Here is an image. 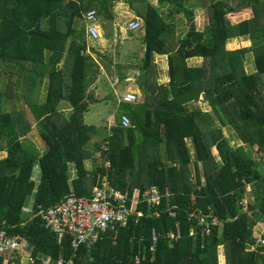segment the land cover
I'll use <instances>...</instances> for the list:
<instances>
[{"label":"trees","instance_id":"16d2710c","mask_svg":"<svg viewBox=\"0 0 264 264\" xmlns=\"http://www.w3.org/2000/svg\"><path fill=\"white\" fill-rule=\"evenodd\" d=\"M158 1L167 6L166 14L148 0H124L142 10V69L147 72L154 54H166L173 27L167 22L169 15L176 10L185 13L187 31L168 55L169 86H141L147 100L129 107L132 126L123 129L118 117L116 126L105 130L102 163L92 160L94 169L88 172L84 163L92 155L86 148L98 138V131L86 125L84 117L97 100L88 94L96 72L91 57L84 55L85 34L77 33L75 24L92 5L108 19L109 7L117 0H0V63L12 70L30 66L25 97L45 146L40 155L22 144L31 125L22 111L4 112L0 94V153H6L0 161V224L9 236H20L35 257L51 264H136L137 257L139 264H219L218 249L223 247L227 264H264V245H254L255 240L264 241V13L258 12L264 0H201L204 5L199 6L208 12V25L202 30L196 27V5L186 7L187 0ZM244 36L249 37V47L227 48V40ZM69 38L66 64L59 69ZM246 54L253 55V73L244 69ZM196 57L204 65L187 67L186 60ZM44 78L47 90L39 104L36 91ZM15 85L7 88L12 97ZM202 93L218 126L210 113L186 110ZM62 103L70 106L71 113L62 114ZM227 126L242 146L231 147L222 131ZM162 149L168 158H162ZM213 149L221 162H216ZM37 166L40 185L34 208L27 211L24 206L34 193ZM103 178L128 192L132 219L120 227L116 242L107 233L94 247L73 250L69 236L46 229L39 206L48 207L69 195L89 196ZM152 187L164 198L150 209L142 194ZM139 211L143 215L136 224ZM194 215L209 223L216 219L220 226L206 234ZM169 233L177 240H170ZM0 264L28 263L0 257Z\"/></svg>","mask_w":264,"mask_h":264},{"label":"rangeland","instance_id":"374dc122","mask_svg":"<svg viewBox=\"0 0 264 264\" xmlns=\"http://www.w3.org/2000/svg\"><path fill=\"white\" fill-rule=\"evenodd\" d=\"M200 2L202 3V5H204L203 1L201 0H187L188 4L186 3L187 4L186 7L189 8L191 5L199 6V4H201ZM258 12L264 13V6L259 7ZM196 17L199 18L195 21L196 27L200 30L204 29V27L208 25V12L206 7L203 6L202 9H199V13L196 12ZM81 21H83V19ZM185 21L187 23V17L185 13L183 11L176 10V12L173 15V25H174V27H172L174 28L173 34L171 33L172 36H170L167 39V45H166L167 51L170 49L175 50L177 48V40L180 38V31L183 30L182 26H184ZM107 30H109L110 33L112 34L114 33L112 24L108 26ZM108 37L109 34H107L106 32H102V37L100 39L105 41L107 40ZM117 37L118 38L116 43L113 44L115 48L108 49V54L103 55V57L100 59L105 67V72H107V74H112L113 77H118V79H121L126 75L128 70L130 69L132 74L130 73L128 74V76L137 79L135 80L133 78L134 80H129V81H132L130 84H133V89H134L133 92H135L138 96V101H139L138 104L145 103V99H146L145 94L142 92V89L140 88L142 85L149 83L153 87L157 86L159 84L158 77H160L159 74L157 77V73L160 70L157 72L156 70L158 69L154 68V66H151L148 72L142 69L143 62L145 59L144 31L143 29L130 31L127 29H120V27H117ZM248 39H249L248 36L229 39L227 40V48L230 50H236L240 48L249 47L250 41ZM104 41H102V43ZM193 63L194 64L192 65H199L202 67L204 65V60H202V62L200 60L199 61L196 60V62ZM152 65H154V62H152ZM29 67L30 66L25 65L24 70L21 69L12 70L11 67L9 68L8 65L4 63H0V94L2 95V101H3L2 110L4 112H12L19 110L26 114V120L31 125L32 129L27 137L21 138V142L26 148H28L33 153L39 154L41 148L42 150H45V146L40 140V133H39L40 129L39 127L37 129L35 118L31 112L30 107L27 104V99L25 97L26 94L27 95L29 94L28 88L26 87L30 77L27 71ZM244 69L247 73H253L255 71L253 55L251 54L245 55ZM94 74L97 75L96 73ZM9 75H11L12 77H9ZM102 79H103L102 82L103 86L105 88L108 87V84L104 83L106 82V79L103 75H102ZM89 80H93V79H89ZM262 81L264 84V75ZM47 82L48 80L44 78L41 82V86L39 90L36 91L38 103L43 102L45 99ZM11 83L12 84L17 83V85L11 86V90L14 95L13 97L7 92V88ZM127 89H128V85L122 84V86L118 90V95L123 94ZM94 93L95 94L100 93V90L97 89ZM32 95L35 96V92H33ZM116 101L117 99H115V102ZM138 104L137 103L118 104L116 102V104L113 105L112 101H108L107 99H102L100 97L99 100L97 98L96 102H93L92 104L89 105V111L85 114L84 122L88 126L96 127L98 131L97 133L98 138L96 137L95 139H93V141L86 148L88 153L92 155V158L91 160L84 163L85 170H87L88 172L93 171L94 166L92 160L99 159V163H102L101 156L106 151V144L103 140L105 130L109 131L110 129H112V127L116 126L120 114L122 113L127 114L129 112V107ZM60 107L65 109L67 106L66 104L62 103ZM202 107H204V110H207V106H202ZM64 113H66V111L64 112L62 111L63 115ZM211 115L215 123L219 124V121L217 122L216 120L217 118L214 112H212ZM223 133L225 138L229 141L231 147L237 148L239 146H242L238 138L236 137V134L234 133V131L231 129L230 126L224 127ZM190 149L191 152H193L192 146L190 147ZM245 150L247 151V148H245ZM212 154L216 162H220L217 151L213 150ZM161 155L163 159H166V157L168 158L167 152L164 149L161 150ZM2 158L5 157H0V161L4 160ZM107 166L108 165H106V167ZM191 168L192 167L190 166V169ZM70 170L73 169L71 168ZM36 183H37V179H36ZM218 257H219V264H227L223 247H219Z\"/></svg>","mask_w":264,"mask_h":264},{"label":"built area","instance_id":"2783aa9c","mask_svg":"<svg viewBox=\"0 0 264 264\" xmlns=\"http://www.w3.org/2000/svg\"><path fill=\"white\" fill-rule=\"evenodd\" d=\"M85 20L88 25V33L94 40L99 37L97 26L96 11L90 10L85 14ZM143 28L140 20H133L128 24L130 31ZM138 102L136 93L126 92L120 98V103L132 104ZM120 124L123 129L127 130L131 127V119L127 115L120 116ZM169 195V191L166 192ZM144 202L150 209L158 206L164 195L157 188L152 187L145 190L142 194ZM130 198L128 192H121L108 182L107 178H103L101 186L91 191L89 196L69 195L60 201L48 206H39L40 214L46 229L58 236H69L70 245L73 250L85 246L87 248L94 247L101 241L104 234H112L116 242L120 227H125L130 223L133 216V207L129 204ZM138 201H136V204ZM143 215L141 211L135 216V223L138 224L140 217ZM172 217L174 212H170ZM198 225L203 228V232L210 234L212 228L220 226L218 220L212 219L207 222V218L194 215ZM4 223L0 224V257L8 261L27 260L28 264H51L45 259L35 257L28 244H24L20 236H9L3 228ZM153 242H157V235L153 233ZM170 240H177L172 233L167 235ZM254 245H264L263 240H255ZM136 264L140 263L139 257L135 260ZM55 264H63L58 261ZM66 264H71V261Z\"/></svg>","mask_w":264,"mask_h":264},{"label":"crops","instance_id":"0c3cea01","mask_svg":"<svg viewBox=\"0 0 264 264\" xmlns=\"http://www.w3.org/2000/svg\"><path fill=\"white\" fill-rule=\"evenodd\" d=\"M66 1L80 2L82 0H66ZM148 2H149V4L151 6L155 7L156 9H158L162 13V15L164 13L165 14L167 13V6H162L158 0H148ZM135 5L136 6L133 7V6H130L128 3H125L124 0H117V2L115 3L114 6L109 7L108 19H106V17L104 15L96 13V15H97V26H98V30H99V37L96 40H94V39H92L90 37V34L88 33V25L89 24L85 20V14L88 11H90V10H88L87 12H85L83 14V18H82L83 21H81L82 19H77V22L75 24L77 33H80V34L84 33L85 34V36L83 38L87 41L88 50L86 51V53L84 55H88V56L91 57V68L93 67V70H95V72L97 74L95 76V79L93 80V82L92 81H91L92 83L90 82V85H89V88H88V94L90 96L93 95L96 99L98 98V100L101 97L102 99H107L108 101H112L113 105H115L116 102L118 104H123V103H120V98L122 97V95L124 93H126V92L135 93V92H133V90H134L133 89V84H130L132 81H129V80H134L135 78L131 77V76H128V74L131 73L130 69L128 70L126 75L123 78H121V79H118V77H113L112 74H107V72H105V67L102 64V61L100 59L103 57V55L108 54V49L115 48V46L113 44L116 43L117 38H118L117 37V27H120V29L129 30L128 29V24L131 21H133V20L142 21L143 27H144V20L141 18V13H142L141 11L142 10L140 8L139 9L135 8V7H139L137 5V3H135ZM199 9H202V8L199 7V6H195L193 8L195 21L197 19H199V18L196 17V12L199 13ZM91 10L95 11L96 7L94 5H92ZM173 15L174 14H170L168 19H167V22L170 23V24H173ZM110 24H112L113 29H114V33L113 34L110 33L109 30H107L108 26ZM173 27H174V25H173ZM182 28H183V30L180 31V38L182 36H184V34L187 31L188 25H187L186 21L184 23V26H182ZM142 29L144 30V28H142ZM173 29L174 28H172V30H171L172 34H173ZM102 32H106L107 34H109V37L105 41L100 39L102 37ZM172 34H171V36H172ZM99 40H100V42H99ZM102 41H104V42L102 43ZM71 44H72V38H69L68 41H67V44H66L64 56H63L62 60L60 61L59 65H58L59 69H64V67H65L68 50H69ZM165 49H166V47H165ZM174 51L175 50H171V49L167 51V49H166V54L165 55H158V54H154L153 55V62H154L153 66H154V68L158 69V70H156L157 72L160 70L159 71L160 73L159 72L157 73V77H158V74L160 75V77H158V82H159L158 85L159 86H165V87L169 86L170 78H169V72H168V55H171ZM45 54H46V57L49 56V53L46 52ZM196 60L197 61L200 60L202 62L203 59L199 58V57L188 59V60H186L187 67H192V68L201 67L199 65H192V64H194L193 62H196ZM130 67H131V65H130ZM102 75L106 79V82H104V83L108 84V87H106V88L102 84V82H103ZM135 80H137V79H135ZM122 84H127L128 85V89L123 94L118 95V90L122 86ZM97 89L100 90V93H96L95 94L94 92ZM155 95H156L155 98L158 97V98L162 99V97H163L162 95H160L158 93H155ZM145 98H146L145 100H147V96H145ZM115 99H117L116 102H115ZM43 102H41L39 104H42ZM138 102H137V104H138ZM140 104H142V103H140ZM66 106L67 107L65 109L60 107L61 112L62 111L63 112L66 111V113H64L65 115L71 113V111H72V109L70 108L69 105H66ZM202 106H207V110H204V107H202ZM186 110L188 112H193V111H198L199 110L201 112H204V113L208 112L210 114H212V112H213L211 106L209 105V102L207 100L206 95H204L203 93L199 95V98H198V100L196 102L194 101V102L188 103L186 105ZM123 114L127 115L125 113H122V114H120V116L123 115ZM216 120L218 122V119H216ZM35 122L37 124V121H35ZM214 123H215V121H214ZM215 125L218 126L219 124L215 123ZM131 126H132V123H131ZM31 129H32V127H31ZM112 129H113V127H112ZM112 129H110V130H112ZM186 144H187V147L189 148L191 156H193V152H191V149H190V147H191L190 141L187 140ZM213 150H216V149H213ZM213 150H212V153H213ZM44 152H45V150H42V148H41V151H39V154L42 155V154H44ZM217 154H218V152H217ZM0 155H1L0 157H5L6 158V153L2 152ZM218 157H219V155H218ZM5 158H2V159H5ZM219 159H220V157H219ZM220 162H221V160H220ZM70 173H71L70 180H73L75 178L74 172H70ZM40 175H41V169H40L39 166H37L35 168L34 172H33V177H32L33 181L35 182L34 193H33L32 196H29V198L26 200V204L24 206L27 211H31L34 208V205H35V194H36V192L38 190V187L40 185V180H41ZM36 179H37V183H36ZM93 189H95V188H93ZM259 237H261V236H259Z\"/></svg>","mask_w":264,"mask_h":264}]
</instances>
